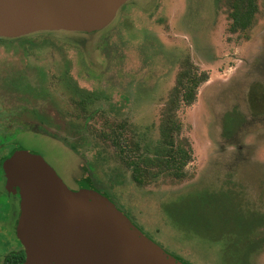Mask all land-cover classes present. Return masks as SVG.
Listing matches in <instances>:
<instances>
[{"label": "rangeland", "instance_id": "1", "mask_svg": "<svg viewBox=\"0 0 264 264\" xmlns=\"http://www.w3.org/2000/svg\"><path fill=\"white\" fill-rule=\"evenodd\" d=\"M259 6L251 28L231 31L227 0H129L101 30L0 43V264L21 244V198L8 187L2 157L21 151L41 154L73 190L90 177L189 264H264V249L242 254L264 231V214L252 216L264 211V0ZM189 61L209 72L197 101L180 109L194 150L191 176L138 185L97 132L107 120L122 131L125 123L139 152L152 154L164 105ZM80 98L99 114L88 124ZM19 105L35 111L27 119L34 127L9 116ZM237 112L243 117L227 118ZM100 155L96 172L91 161Z\"/></svg>", "mask_w": 264, "mask_h": 264}, {"label": "water", "instance_id": "2", "mask_svg": "<svg viewBox=\"0 0 264 264\" xmlns=\"http://www.w3.org/2000/svg\"><path fill=\"white\" fill-rule=\"evenodd\" d=\"M129 0H0V37L107 27ZM10 191L19 190L17 235L23 264H189L151 239L107 195L71 189L38 153L4 160Z\"/></svg>", "mask_w": 264, "mask_h": 264}, {"label": "trees", "instance_id": "3", "mask_svg": "<svg viewBox=\"0 0 264 264\" xmlns=\"http://www.w3.org/2000/svg\"><path fill=\"white\" fill-rule=\"evenodd\" d=\"M227 5L231 19L229 27L231 31L247 30L254 25L260 10L259 0H227ZM56 32L58 31H40L17 38L0 37V43L11 41L21 42L22 44H34L39 38L51 36ZM208 80L209 72L207 70H202L191 61L184 64L178 73L176 84L164 105L160 122L161 138L152 154L139 152V145L130 141L124 132L126 129L125 123H123V131L121 126H117L109 120L106 121V126L99 128L97 133L103 139L113 142L117 156L131 169L132 178L138 185H146L162 176L176 181H182L191 176L188 165L194 160V150L190 138L183 134L184 121L180 115V109L183 105L189 106L197 101L199 87ZM255 93H258L257 89ZM85 104V98L75 100V105L82 109L83 113H88V116H85V123L88 124L90 119L96 118L99 114L98 111L88 112ZM11 110L12 112H10L9 116L14 118L19 124L25 125L28 128L34 127L33 123L28 122L31 121V118L35 117L34 110L30 113L26 105H19ZM29 117L30 119L27 120ZM228 117L233 118L234 121L237 114L229 113ZM37 126L55 135V133L50 132L44 127L43 124H37ZM71 147L76 151L78 150L75 145H71ZM6 157L7 155H4L2 160ZM100 158L101 155L99 158L91 161L96 172L101 168ZM80 185L91 186L93 185V181L90 177H86L80 180ZM232 189L237 192L239 191L234 187L225 188V190ZM259 214H264V211L259 210L252 214V216L257 217ZM258 233V237L249 239L248 249L242 253L244 254V258H248L255 251L260 252L264 249V231L260 230ZM25 259L26 250L21 243L19 247L5 256L2 264H23Z\"/></svg>", "mask_w": 264, "mask_h": 264}, {"label": "flooded vegetation", "instance_id": "4", "mask_svg": "<svg viewBox=\"0 0 264 264\" xmlns=\"http://www.w3.org/2000/svg\"><path fill=\"white\" fill-rule=\"evenodd\" d=\"M238 115H241V114H239L238 112H237V116ZM242 117H243V115H241ZM81 187V185H80V182H79V186L77 187L78 189Z\"/></svg>", "mask_w": 264, "mask_h": 264}]
</instances>
